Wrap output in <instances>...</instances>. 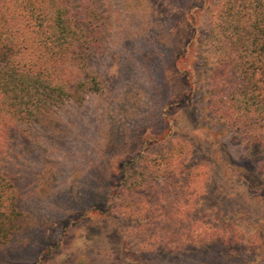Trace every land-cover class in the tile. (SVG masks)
<instances>
[{
    "label": "rangeland",
    "instance_id": "1",
    "mask_svg": "<svg viewBox=\"0 0 264 264\" xmlns=\"http://www.w3.org/2000/svg\"><path fill=\"white\" fill-rule=\"evenodd\" d=\"M68 1L100 88L80 106L0 114L20 225L0 264H264L256 147L202 90L179 93L175 67L200 65L179 56L183 23L207 27L203 0Z\"/></svg>",
    "mask_w": 264,
    "mask_h": 264
},
{
    "label": "trees",
    "instance_id": "2",
    "mask_svg": "<svg viewBox=\"0 0 264 264\" xmlns=\"http://www.w3.org/2000/svg\"><path fill=\"white\" fill-rule=\"evenodd\" d=\"M203 2L202 11L210 16L207 27L193 16L183 23L186 33L179 51L184 52L179 56L196 62L200 55V65L175 67L179 93L193 97L202 90L208 114L256 147L259 188L264 189V0ZM68 4L0 0V114L21 120L68 101L80 106L92 90L99 91L89 65L92 33L72 21ZM2 148L0 141V156L5 154ZM15 190L0 174V247L20 226L14 220Z\"/></svg>",
    "mask_w": 264,
    "mask_h": 264
}]
</instances>
